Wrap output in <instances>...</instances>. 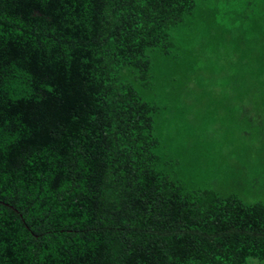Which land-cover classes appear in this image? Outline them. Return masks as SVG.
Here are the masks:
<instances>
[{"label": "trees", "instance_id": "trees-1", "mask_svg": "<svg viewBox=\"0 0 264 264\" xmlns=\"http://www.w3.org/2000/svg\"><path fill=\"white\" fill-rule=\"evenodd\" d=\"M0 264H264V0H0Z\"/></svg>", "mask_w": 264, "mask_h": 264}, {"label": "rangeland", "instance_id": "rangeland-1", "mask_svg": "<svg viewBox=\"0 0 264 264\" xmlns=\"http://www.w3.org/2000/svg\"><path fill=\"white\" fill-rule=\"evenodd\" d=\"M193 56H191L190 58H188L190 61L188 63V67L190 71H193L195 69L201 68L204 70H211V69H215L217 68L216 66H221V65H225L227 66L226 62H229V56L227 55V57H225L224 55H219L218 58H214V56H211L208 51H198L195 54H192ZM187 62V60H186ZM187 70V71H188ZM204 85V83H203ZM206 85H212L211 83H206ZM199 85H191L190 86V90H188V92H184V94L180 95L179 97V101L175 103V108H177L178 106H183V105H191L192 103H194L196 100H198V98L201 96L202 92H200L202 89L199 88ZM189 93V94H186ZM201 113V112H200ZM190 114L186 115L187 118H185V127L187 129V131L184 132L187 133L189 132L190 134H188V136H192L195 135L198 138L201 137V133L198 132L199 134H195V130L193 131L191 128L193 127H198V123H207L205 120L202 121V114ZM218 115H220V113H218ZM216 116V114H215ZM172 119L170 120L171 123L173 122V126L171 128V131H175L177 132L179 130V128H177V126L174 124L175 120L177 119V116L174 115L171 117ZM201 120V122H199ZM181 123V120H180ZM182 131V130H181ZM220 132V131H219ZM221 133V132H220ZM200 135V136H199ZM191 144V143H189ZM188 144V145H189ZM190 146V145H189ZM220 147L218 146L215 150L216 152L218 151ZM222 149V148H220ZM222 155H219V159L222 160ZM222 162V161H221Z\"/></svg>", "mask_w": 264, "mask_h": 264}]
</instances>
